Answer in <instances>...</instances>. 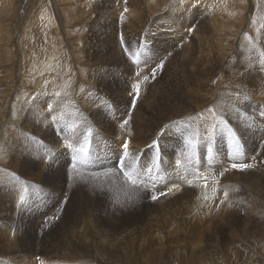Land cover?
<instances>
[{"label":"rangeland","instance_id":"1","mask_svg":"<svg viewBox=\"0 0 264 264\" xmlns=\"http://www.w3.org/2000/svg\"><path fill=\"white\" fill-rule=\"evenodd\" d=\"M29 1L31 2V7L29 10V14H28L27 25H26L23 37L21 38V41H20L19 38L21 37L22 34L19 31H14V29H16L14 26V22L17 18L18 21L21 23L22 17L26 13V7L28 6ZM76 1L77 0H0V71L7 69V68L17 69L19 67V63L15 60H22L20 56L24 54L26 56L25 58H27L25 60L26 67H25V73L23 76L24 79H26L25 76L27 75L30 76L31 74H33L34 76L33 75L30 76V80L37 81L39 79L45 78L48 75L49 79L45 80L46 81L45 83L47 85H48V82H59L60 87L67 92V93L61 92V94H59V96L57 97L61 99L60 102L63 101L65 105H71L70 99H72L74 95L76 85L78 84V87H79L80 85L84 84L85 79H80L79 76L77 77L76 75L78 62L79 64H81L82 62H85L84 64L86 65L92 62L94 63L96 62L97 64H102L101 62H103L102 64L103 66L99 65L98 68L101 67L103 69L108 70L111 73V78L113 74L121 82L125 80L131 83L130 89L128 91V96L130 98L131 106L134 105L135 108H139L140 103H143L144 100H148L149 99L148 97L153 96V104L151 105V107L156 112V114L161 118L167 117L173 114H180L186 111H192L196 109L197 107L205 106L210 102L212 98L213 90L211 89V87L208 85L206 81L202 80L199 77L200 75V64L199 63H196L194 69L192 70L190 69L188 65L187 67L185 66L188 73L180 74V73H177L176 71H172L174 68V64L177 61H179L180 63L182 62L183 64L185 59L191 54V48H192V42H193L194 35H196V32L200 28V24L205 23L201 19L194 16L191 11H188L185 17H179L175 12H171L169 10L170 6L176 7V5L177 6L183 5V4L186 5L189 0H184V1L179 0L180 2H176L177 0H159V3H158V0H155V1L152 0V3H151V0H145V1L140 0L141 3H145L142 5L140 4L139 0L138 1L135 0L136 2H133L132 5H134L137 12L149 6H150L149 7L150 9L154 11L157 10V11L154 12L155 14H152L150 16H145L143 18V20L145 21L142 22V26L140 25L142 28V31L140 33L132 34V35L130 34L131 29L129 33L130 35L125 33L129 30L127 28L130 26L131 20L133 19L132 18L133 15L129 14L131 11L130 7L132 6V5L130 6L128 2L129 0H127V2L126 1L124 2L126 5V8L125 7L121 9L117 8V9H112L111 12L109 11V16L111 17V19H114L115 25L117 27V30H116L117 35H115V40L117 39L116 41H117V45L119 44L118 48L120 52L124 53V54L122 53L124 59L126 58L127 60L129 59L130 63L128 64V66L131 69L132 73L126 72L125 67L124 68L117 67L115 65L112 66V65L105 63L107 58L115 57V55L113 56V54L116 53L113 47V44H114L112 41L113 39L107 38L105 39L106 42L102 41L104 40L101 37L102 35L100 34V31H103L102 28L96 27L94 25V22L92 20L93 18L91 19L87 18L88 16H92L95 13L94 8L85 7L86 9L88 8L87 10L83 8V11H85V14H83L82 12L78 13L76 9V5L75 4L73 5V2H76ZM88 1H92V0H88ZM192 1L197 2L198 4L201 3L200 5L207 6L211 10L214 9L212 10L213 13H216L220 16L224 15L223 19L219 18V20L221 19L220 20L221 22H224V26L221 28V30L216 31V33L208 31V30L203 31V34L205 35V38L207 39L208 44H209V46L206 45V48L214 49V55L212 56L213 63L215 64L214 67L219 68V66L217 65H219L224 58L227 57L228 59L230 57L229 55L232 54L230 58H233V59L236 58V60L238 61L236 67L240 66L243 72L252 73L255 76L258 75V79L262 80V87L259 88V87H256L257 86L256 81H252V79L249 80V78H251L250 76L244 78L245 81L246 80L248 81L247 83L248 88H251L252 85L253 86L255 85L254 87L251 88L252 90L254 89L253 92L263 91L262 93H264V49H263V46H264V41H263L264 40V0H253V1L252 0H244V1L243 0H227V2L226 0H221V1L220 0H203L204 4L200 0H192ZM254 1L256 2L255 6L257 8L256 9L257 11L255 15L254 13H252V17L250 19V16H249L251 14L250 12L253 11V10L250 11V9L251 8L254 9V6H253ZM135 3L136 4L139 3L141 6L139 4L138 6ZM155 3H157L156 4L157 7H155L156 5L155 6L153 5ZM218 7L223 8L224 9L223 11L225 13L215 10V9H218ZM155 8H158V9H155ZM126 9L129 10L128 11L129 13L127 12ZM238 9L241 10L240 12L242 13H240ZM19 10L21 11L19 12ZM236 12L238 13V15ZM125 13H126V16H128V18L124 15ZM130 15L131 17H129ZM148 19H150V21ZM216 19H217V16L214 17V20ZM249 19L251 21H249ZM32 20H34L35 22L34 21L32 22ZM122 20L124 21V24L120 26L121 23L119 24V22ZM252 20H255V21H252ZM36 22L37 24L34 25L35 26L34 28L36 30H33L34 29L32 28L33 25L32 26L30 25ZM90 22L92 24H90ZM116 22L118 25L116 24ZM246 22L247 23L249 22L248 28L250 29L240 30V28H242L241 26L247 24ZM175 26L177 28H175ZM119 27L120 28L122 27V28L120 29ZM192 27H194L195 31L194 29H192ZM118 28L120 30H118ZM234 28H235V31L233 30ZM175 29H179L177 30L178 32L177 31L175 32ZM13 31L15 32V34ZM122 32L125 34L126 38L125 36H120V34L124 35ZM222 33L225 35H223ZM226 33H229V34L226 35ZM12 37L14 38L16 42L20 41L19 47L17 45L11 44ZM219 37L222 39H220ZM145 40L147 41V43ZM255 40H258V41H255ZM78 42L82 44L78 45ZM103 42L104 44L102 46L101 43ZM190 43H191V46H190ZM249 43L250 44L255 43V44L254 46H251ZM258 44H259V48L257 50ZM36 45H40V47H38V50L34 48ZM249 45L251 47H249ZM241 46L245 49H243ZM64 49H67L68 51L69 50L77 51V49L84 50L85 54L86 55L88 54L87 55L88 58L87 60L85 59L84 61L78 59V61H76L74 65L71 64L70 61L69 63L65 62L64 67H62L59 63L61 68L60 70H58V67L56 66L54 68V66L56 65L58 61H60V58H58V55L62 54L64 52ZM176 49H179L177 50L179 53L182 50L184 51H182L179 54L176 51ZM91 50L93 53L91 52ZM223 50H226V51H223ZM156 51L157 52L159 51V52L157 53ZM51 52H53V55ZM176 52L178 53V55H176L177 54ZM75 53L78 55V52H75ZM76 54H74V58H76L77 60V57H75ZM165 54H167L168 57L167 55L165 57ZM102 56L104 57L102 58ZM29 57L34 58L35 65L33 66V68H31L32 71L30 69H27L28 65H26V62L27 60H29ZM181 57H183L184 60H182ZM47 58L53 59L54 63L50 64L49 66L46 65V62L48 61ZM240 58L242 59L240 60ZM64 61H66V59ZM164 62L168 64L165 65ZM84 64L83 66L85 67L86 65ZM37 65L39 67H37ZM130 65L132 66L130 67ZM80 66L82 67V65ZM45 73H47V75ZM215 77L217 79V76H214L211 78L215 80ZM13 79H17V78H13ZM130 80L133 82H131ZM13 81L15 82L16 80H13ZM50 87L52 88L48 87V93H50V95L52 94L55 95L57 93L54 91L55 87L51 85ZM136 87L139 88L138 89L139 91L136 89ZM142 88L144 92L140 91L142 90ZM215 89H217V84H215ZM235 91L239 92L241 97L242 96L244 97V98L243 97L241 98V106L238 107L239 109L236 108L235 110L236 117L241 118V122L254 123L253 128L251 130H248L246 134V142L247 143L251 142V144H253V149L251 152V150H249L246 147L247 149L244 150L243 162L241 161L242 159L240 155V148L238 147L239 140L237 141V144H236L235 134H232L230 132L228 135L219 139L218 135L217 136L216 134L213 135L212 132L208 131L206 132L207 140L205 141V144L202 145L199 143L200 140H202L200 139L202 138L201 135L196 136L197 133L196 134L193 133L196 131L194 130L192 132L193 128L195 129V127H192L191 123H189V124H186L185 126L187 128V131L191 133L188 132V135L186 137H183L184 131H182L181 130L182 128H180L181 131H178V134L176 133L174 135L175 141H178L176 142V144H177L178 150L180 149L179 152H172V150L169 148V146L166 143L167 142L166 135L164 136L165 129L159 130L158 133L153 138H151L148 143L143 145L140 149L137 148L139 152L134 153L132 155V158H133L132 164L130 166L124 165V162L126 158L128 157V151L125 150L124 143L123 145L121 144L122 146L119 145V143L121 139H123L122 141L125 140L128 142H134V139L136 136V133H135L136 132L135 131L136 130V122H135L136 113L134 112L130 113L128 111H124L125 110L124 108L121 110V108L118 107V103L114 101L109 95H106L102 91L97 92L96 97H93L92 101L95 102L97 99L98 100L97 102L101 104V106L104 108V112L106 113L107 119L112 121L111 125L113 126V124L115 123L114 126L115 128L117 127L116 129L118 130V136H116V133L114 132L112 133L109 131L108 133L107 131H104L100 127L98 128L97 126L95 128L93 123L89 122L87 117H85L84 115H76V114L68 113L67 111L63 110V108L55 107V103L50 102L47 105V109L50 112V116L54 123L53 126L51 127V133L55 135L56 138L55 137L54 138L57 139L58 143L63 144V146H59L58 148H55L57 147V143L52 141L53 145L48 144L46 142V139H44L45 138L44 136H41L42 137L41 139L38 137H35L34 134L26 135V137L32 141L33 145L35 144L34 146L40 150L41 154L46 155V159L43 161H40L39 165L41 167L45 166L49 170L51 175H55L57 179L59 178V180L61 181L59 183L60 187L61 186L64 187L66 184L67 190L64 192L63 199L60 198L59 202L58 200H55V201L54 200H37L39 193H40V191L36 190L39 186L37 182L36 183L28 182L30 183V185L27 188L26 181L24 177H22L23 174L21 172H19L18 170L12 167H6L0 164L1 165L0 172H5L7 176L9 177V180L11 182L10 184L14 186L13 192L15 196L13 200L12 195H10L9 193L6 195L7 193L6 191L8 190L9 186L7 184L5 185L2 184L1 186V182H0V186L1 187L4 186L3 193L2 192L0 193V204L4 205V203H7L10 206V208L12 207L11 211L14 210L13 215H12L14 226H8L9 218L2 216L0 217L1 219L0 220L1 221L0 231L2 230L1 232H4L5 235L9 236V239L12 242L17 243L18 246L19 245H23V246L31 245V242H30L31 240H34L35 242L34 252H32L29 255L30 257L27 256V257L21 258V255L20 256L18 255L19 258H17L16 256L11 257L13 255L12 253L8 252L5 248L4 249L0 248V264H12V263L13 264H25L24 262L26 263L29 262L28 264H37L39 260L48 258V257H53L55 255V252L62 250L63 247L61 244L65 240H68L70 242L73 241L72 243H74V240H76V244L80 243V244L87 245V247L90 250L92 249L101 250L100 244L102 242H106L108 245H110V243L112 242H115L116 243L115 247L117 244H120L124 248H126V246H129V247L135 246L134 250H136L135 252L138 255L135 253L134 261L137 262V264H139V262L140 264H145V262L146 263L151 262L153 264H197L196 259L194 258V256H192L195 252L190 251V249L197 248V247L202 248V246L205 243H207L209 244L207 252H210L213 250V248L220 247V243L222 244L221 239L231 237L233 233H235V231L237 230L239 231L238 234H241L242 236L245 235L246 237V235H249V237L247 236L248 238H250L248 239L250 240L249 242H254L252 237H255L258 232L264 231V224H263L264 223V204H263L264 186H262V183L264 182L263 181L264 170H262L264 168V163H263L264 162L263 160L264 159V150H263L264 148H262L264 147V134H263L264 133V98H260V99L251 98L252 99L251 100L250 94L248 93L245 94L244 92L237 91V90ZM142 93H145V94L142 95ZM47 94L46 95L43 94L42 95L43 98H47L50 96ZM68 94L70 97L68 96ZM227 103H228L227 100H225L222 102L220 101V104L218 105L213 104V103H210V104H211V108L217 113V117L219 118V121L222 122L221 124L224 125L225 123L229 127H231L233 123L228 117V114L226 113L224 109ZM241 110H244V111H241ZM251 110H252V113H251ZM121 112L124 115H122ZM202 115L203 114H201V116ZM5 122L7 123V121H3L4 124L0 126L2 127L3 130L8 128L5 125L6 124ZM66 122H68V124H65L64 126H59L60 124L66 123ZM73 122H75L74 123L75 125L73 124ZM121 126L123 128V131L121 130ZM246 128H249L248 124H246ZM131 129H132L131 135H126L128 130H131ZM103 132L107 133L108 136L104 135ZM3 134H4V131L1 132L0 138H3ZM20 134L24 135L25 132L20 130ZM192 134L196 136V139H194L195 137H193ZM95 136L99 137L97 138L98 144L94 143ZM162 136L164 137L162 138ZM167 136L169 135L167 134ZM258 138H261V139H258ZM88 139H90V141L92 140L95 147L97 148V150H94L90 146L87 147L86 152L87 154H89V159H91L92 157L97 158L94 161L89 162V163L86 160V154H85V149H84L85 143ZM102 140L103 141L106 140V141L102 142ZM129 140H132V141H129ZM188 141L190 143H188ZM66 143L68 145H66ZM90 145L92 146L91 143ZM113 145H117V147H115L116 149L112 147ZM131 145L132 143L128 146H131ZM223 145H229L232 147H236V153L234 154V156L226 155L224 157L225 159H223L220 153L222 152L220 150V147ZM0 146H1V143H0ZM118 149L119 151H116ZM246 153L249 155H247ZM58 154L61 157L63 156L64 158L62 157L57 160H52ZM148 154L150 155L151 160L153 159L156 160L155 163H151L149 161ZM227 156L229 158H227ZM174 157L178 158L179 160L183 161L186 164V171L189 173L190 179L192 182L197 181L201 177H207V179L209 178L208 181H206L203 184H200L199 186L207 187L208 192L211 191L209 193L217 192L216 195L213 194L214 199L210 200L209 202L200 201L203 199L198 193H188L187 192L189 191L187 189L188 185H183L181 182H177V183L182 184L180 186V190H179L180 192H178L179 198L173 199L172 196L175 193L169 194V200H173L171 203L165 204L166 206L164 205V207L152 205L151 210L147 212H143V209L141 208L140 203H139L140 200H149L147 203H150V201L151 202L155 201L152 197L156 194V192L158 191L161 185V181L163 178L162 175L169 176L173 174L172 172H170L169 169L171 170L173 169L174 163L170 160H167V158L171 159ZM143 158L144 160L148 162L142 161ZM64 159L66 160L65 163H64ZM257 159L259 160L258 162L256 161ZM160 164H162V166L164 167H168L169 169L164 170L161 174L158 169V166ZM233 164L250 165V168L249 169L248 167L244 169L233 168L232 167ZM253 165L255 167L257 166L258 169L257 167L255 168ZM67 166L68 167L70 166V167L68 168ZM95 167H98V168H95ZM81 169L82 170L85 169L88 172L83 173ZM252 169L254 170V172ZM67 170L69 171V173H72V174L70 175L67 172ZM79 173H83L84 175L82 177L83 179L78 181V176H80ZM238 174L240 175L238 176ZM255 174H257V176ZM245 175H247L248 178L252 175L253 178H251L252 177L251 176L248 179L247 176ZM259 175H261L263 179H261V177L259 178ZM65 176L67 178H65ZM8 177H5V176L2 177V181L4 180L8 181ZM244 177H245V180H243ZM236 178L238 180H236ZM210 179H214V180H210ZM183 182L187 183L185 180ZM237 182H240V183H237ZM146 183L148 184V186L145 185ZM91 191L93 192V194ZM242 191H245L246 194L242 195L241 194ZM83 192L89 198L95 199V201L96 200L97 201L106 200L105 206H106L107 211L106 213H103V215L104 217L107 218L108 223L100 224V223L95 222L96 219L93 218L92 212H90L86 208V200H83L81 203L78 200V194L83 193ZM184 193L186 194L183 195ZM224 193H227V195H225ZM72 194H73V198L70 200L69 198L71 197ZM46 195H47V192L41 193L39 199L45 198ZM241 196L244 199L242 200V202L241 200H237ZM161 197H162L161 194L157 195V198H161ZM232 200L236 201L237 203L233 205ZM9 201L11 202L9 203ZM36 201L39 202L38 206H39V209H41L40 210L41 215L39 214L38 215L39 217L37 216L35 220L29 221L27 215L28 213H31L30 207ZM200 202L203 203L201 207L198 206V203ZM229 202H232V205L234 206L233 208L229 207ZM240 204L242 207L241 209H240ZM79 208H81L84 211L83 214L79 213ZM50 210L51 211L53 210V211L50 212ZM199 210H200V213H199ZM16 211H17V214H15ZM95 211L99 213L98 209H96ZM223 213H226V214H223ZM85 216H87L88 222L83 223ZM241 216L247 217V218L257 217L258 219L260 218L259 220H262L263 222L261 223V225L258 224L259 226L251 223V226H249V228L248 227L247 228L246 227L237 228L236 223L237 221L242 220ZM19 217L21 218L24 217L23 218L24 222H22V219H20ZM101 217L102 215H99V218ZM4 219H8V220H4ZM235 219H236V222H235ZM60 222L64 223L65 224L64 227L65 226L66 227L63 230V232L57 233L58 229L60 228ZM138 223H141V225L135 226ZM120 227L126 230H131V229L136 228L135 231H138V232L140 231L138 243L129 242L128 237L122 238V239L112 238V236L114 235L112 232L119 233ZM38 228L42 230L39 231ZM250 228L251 229L253 228V231ZM96 229L99 230L98 234L95 233ZM243 230L245 231L247 230L246 232L247 233L250 232L251 234L250 233L247 234ZM70 237H73V238L69 239ZM107 237H109L110 239ZM145 237H146V240H145ZM28 238H30V240H26ZM218 242H219V245H218ZM44 244H48L49 246H51L52 250L42 249L41 245H44ZM18 253H21V252L19 251ZM94 256L95 255L93 251L92 257ZM154 258L156 259L157 263L154 260ZM32 260L35 262H33ZM71 262L65 261L60 264H71Z\"/></svg>","mask_w":264,"mask_h":264},{"label":"bare ground","instance_id":"2","mask_svg":"<svg viewBox=\"0 0 264 264\" xmlns=\"http://www.w3.org/2000/svg\"><path fill=\"white\" fill-rule=\"evenodd\" d=\"M127 2V0H95V1H88V0H77L76 2H73V5H76V9L78 11V13H83L85 14V11H83V8L85 7H89V8H94L95 13L92 16H88L87 18H93V22L94 25L96 27L102 28L103 31H100V34L102 35L101 37L104 39L102 41H105V39L107 38H112L113 40V47L115 50V54H113V56L115 55L114 58H107V60L105 61L106 64L109 65H115L117 67H125V71L128 73H132L131 69L129 68L128 64L129 59L127 60L124 59L122 53L120 52L118 45H117V39L115 40V35L116 34V30L117 27L115 25V21L114 19H111V17L109 16V11L111 12L112 9H121V8H126V5L124 2ZM138 1V0H136ZM135 0H129V4L130 6L132 5L133 2H136ZM145 1V0H144ZM155 1V0H154ZM182 1V0H181ZM184 1V0H183ZM203 2V0H200ZM221 1V0H220ZM244 1V0H243ZM253 1V0H252ZM72 2V1H71ZM121 2V3H120ZM140 2V0H139ZM176 2H180L179 0H177ZM227 2V0H226ZM28 6L26 7V13L25 15L22 17V21L21 23L18 21V19L16 18L15 22H14V26L16 29H14V31H19L22 35L19 38L21 41V38L23 37V34L25 32V28L27 25V20H28V14H29V10L31 7V2H28ZM152 3V0H151ZM150 3V4H151ZM159 3V0H158ZM243 3V2H242ZM247 3V2H246ZM255 1H254V9H250L253 10L252 12H250L251 14L250 19L252 17V13H254V15L256 14V6H255ZM14 4V3H13ZM136 4V3H135ZM139 4V3H138ZM136 4V5H138ZM140 4H145V3H141ZM139 4V5H140ZM149 4V5H150ZM157 3L153 4L154 6ZM174 4V3H173ZM183 4V3H182ZM186 4V3H185ZM201 4V3H200ZM197 2H193L192 0L188 1V3L186 5H176V7L170 6L169 10L171 12H175L179 17H185V15L188 13V11H191L193 13L194 16H196L197 18L201 19L203 22L205 23H201L200 24V28L198 29V31L196 32V35H194L193 38V42H192V48H191V54L185 59V61L180 63L179 61H177L174 64V68L172 71H176L177 73H188L185 66L187 67V65L190 67V69H194L196 63L200 64V75L199 77L206 81L208 83V85L211 87V89L213 90V94H212V98L210 100V102L205 105V106H200L197 107L196 109L192 110V111H186V112H182L180 114H173V115H169L167 117H159L156 112L152 109L151 105L153 104V96L148 97V100H144L143 103H140L139 108H135L134 105L131 106L130 105V98L128 96V91L130 89V82H127L125 80H123V82H121L119 79H117L113 74H112V78H111V73L103 68H98L99 65H102L103 62H101L102 64H97L96 62H92L90 64H84L85 62H82L81 64H79L78 62V66H77V72L76 75L77 77L79 76L80 79H85L84 80V84L80 85L78 87V84L76 85V89L74 92V95L72 97V99H70L69 94H68V98L71 100V105H65L64 102H60L61 99L57 98L59 96V94H61V92H66L65 90H63L60 87L59 82H48V85L45 83V80L49 79V76L47 75V73H45L47 76L43 79H39L37 81L34 80H30V76H32L33 74H31L30 76L27 75L25 76L26 79H24V73H25V60L27 58H25L26 56L24 54H22L20 57L22 58V60H15L19 63V67L17 69H4L2 71H0V126L3 123V121H7V123L5 124L8 128H6L5 130L2 129V127H0V135L1 132L4 131L3 134V138H0V164L4 165L6 167H12L16 170H18L19 172H21L23 174L22 177H24L26 184H27V188L29 187L30 183L34 182L37 184H39L38 188L36 190L40 191L38 199L37 200H58L64 197V192L67 190V186L65 184V186H59V183L61 182L59 180V178L57 179V177L55 175H51L49 170L44 166L41 167L39 165L40 161H43L46 159V155L45 154H41L40 150L37 149L31 140H29L26 135H30V134H34L35 137L38 138H42L41 136H44L43 138L46 139V142L48 144H52V141L57 143V147L59 146H63V144L58 143L57 139H55V135L53 133H51V127L53 126V121L52 118L50 116V112L47 109V105L51 102V103H55V107L57 108H63V110L67 111L68 113L71 114H76V115H84L85 117H87L88 121L93 123V125L96 126L101 129H103L104 131H107L109 133L110 132H114L116 133V136H118V130L115 128L114 124L113 126L111 125L112 121L107 119L106 113L104 112V108L101 106V104H99L96 99V103L94 101H92L93 97H96V94L98 91H102L103 93H105L106 95H109L114 101H116L118 103V107L121 108V110L124 108V111H128L130 113L134 112L136 113V136L134 139V142H128V141H122L123 139H121L119 145H123L127 144L130 145L132 143L131 146L127 147V151H128V157L126 158L124 165H128L130 166L132 164L133 158L132 155L134 153L139 152L138 149H140L143 145H145L146 143L149 142V140L151 138H153L159 130H164L165 129V134L166 135V143L169 146V148L172 150V152H179L178 148H177V144L175 141V137L174 135L177 133L178 131H184L183 133V137H186L188 135L187 128H186V124L191 123L192 127H195V129L193 128L192 132L195 130L196 132H193L194 134L197 133L196 136H200L202 138V140H200V144H205V141L207 140V133L208 131L212 132L213 135L216 134V136L218 135V138H223L224 136L228 135L230 132L232 134L236 135V144L237 141L238 142V147L240 148V155H241V161L243 162L244 160V150L245 149H249L252 152L253 149V144H251V142L247 143L246 142V134L248 132V130H251L253 128L254 123H245V122H241V118H237L236 117V113L235 110L236 108L239 109L238 107L241 106V95L239 94V92L237 91H241L244 92L245 94L248 93L250 94V99H260V98H264V93H262L263 91H255L253 92V90L251 89L252 87H254L252 85L251 88H248L247 83L244 80V78L246 77H251L249 78L252 79V81H256V87L261 88L262 87V80L258 79V75H253L252 73H248V72H243V70H241L240 66L236 67L238 61L233 58H230L232 54H230L229 58L227 59L224 58L222 60V62L217 65L219 66V68H215L214 67V63H213V59L212 56L214 55V49L212 48H206V45L209 46L207 39L205 38V35L203 34L204 30H208L211 32H215L221 30V28L224 26V22H221L219 20V18L224 17L220 16L216 13H213L212 10L214 9H209L207 6L204 5H200ZM204 4V2H203ZM227 4V3H225ZM233 4V2H232ZM135 5V6H136ZM138 5V6H139ZM140 5V6H141ZM147 5V6H149ZM159 5V4H158ZM164 5V3H163ZM211 5V4H210ZM257 5V4H256ZM260 5V4H259ZM18 6V5H17ZM162 6V5H161ZM169 6V5H168ZM222 6V5H221ZM232 6V5H231ZM258 6V5H257ZM21 7V6H19ZM150 7V6H149ZM149 7H145V9H141L138 12L136 11L134 5H132L130 7L131 11L130 13L128 12L129 10H127V12L131 15H133V19L131 20L130 26L127 28L129 29L127 32H125L126 34L130 33V29H131V35L132 34H137L140 33L142 31V22L145 21L143 20V18L145 16H150L152 14H155L154 12L157 10H152ZM157 7V5L155 6ZM242 7V6H241ZM160 8V7H159ZM162 8V7H161ZM23 9V8H22ZM86 9V8H85ZM88 9V8H87ZM86 9V10H87ZM158 9V8H155ZM167 9V8H166ZM138 10V9H137ZM160 10V9H159ZM218 10L220 12H224L223 8L218 7ZM226 10V8H225ZM239 10V9H238ZM21 10H19L20 12ZM169 11V12H170ZM229 11V10H228ZM235 11V10H234ZM241 10H239L240 12ZM25 12V11H24ZM38 12V11H37ZM36 12V13H37ZM122 12V11H121ZM159 12V11H158ZM227 12V11H226ZM230 12V11H229ZM127 13V14H128ZM225 13V12H224ZM237 13V12H236ZM242 13V12H240ZM261 13V12H260ZM23 14V13H22ZM123 14V13H122ZM159 14V13H158ZM169 14V13H168ZM172 14V13H171ZM230 14V13H229ZM36 15V14H35ZM126 16V13L124 14ZM131 15L129 17H131ZM175 15V14H174ZM238 15V13H237ZM240 15V14H239ZM243 15V14H242ZM19 16V15H18ZM217 16V19L214 20V17ZM257 16V15H256ZM39 17V15H38ZM36 17V18H38ZM116 17V16H115ZM128 18V16H126ZM125 17V18H126ZM193 17V16H192ZM33 18V17H32ZM114 18V17H113ZM123 18V17H122ZM150 18V17H149ZM164 18V17H163ZM196 18V19H197ZM151 19V18H150ZM150 19H148L150 21ZM214 21H213V20ZM230 19V18H229ZM248 19V18H247ZM249 19V21H251ZM257 19V18H256ZM84 20V19H83ZM126 20V19H125ZM162 20V19H161ZM194 20V19H193ZM198 20V19H197ZM259 20V19H258ZM263 20V19H262ZM34 20H32L33 22ZM38 21V19H37ZM129 21V20H128ZM147 21V20H146ZM148 21V22H149ZM183 21V20H182ZM255 21V20H252ZM35 22V21H34ZM92 22V21H91ZM90 22V24H92ZM126 22V21H125ZM200 22V21H198ZM87 23V22H86ZM121 23L120 26H122L124 24V21H120L119 24ZM169 23V22H168ZM173 23V22H172ZM247 23V22H246ZM36 23H32L30 26L33 25L32 28H34ZM89 24V23H88ZM117 24V22H116ZM165 24V23H164ZM199 24V23H198ZM257 24V23H256ZM98 25V26H97ZM118 25V24H117ZM141 25V26H140ZM249 22L243 26H241L242 28H240V30H244V29H250L248 28ZM20 26V27H19ZM139 26V27H138ZM166 26V25H165ZM178 26V25H177ZM240 26V24H239ZM145 27V26H144ZM172 27V26H171ZM179 27V26H178ZM187 27V26H186ZM195 27V26H194ZM194 27H192V29H194ZM251 27V26H250ZM20 28V29H18ZM104 28V29H103ZM120 28V27H119ZM118 28V30H120ZM154 28V27H153ZM156 28V27H155ZM163 28V27H162ZM175 28H177L175 26ZM191 28V27H190ZM231 28V27H230ZM124 29V28H123ZM33 30H36L35 28ZM98 30V29H97ZM160 30V29H159ZM163 30V29H162ZM169 30V29H168ZM174 30V29H173ZM179 30V29H175V32ZM185 30V29H184ZM188 30V29H187ZM197 30V29H196ZM235 31V28L233 29ZM239 30V29H238ZM13 31V32H14ZM125 31V30H124ZM123 31V32H124ZM157 31V30H156ZM195 31V29H194ZM233 31V32H234ZM122 32V33H123ZM150 32V31H148ZM165 32V31H164ZM169 32V31H168ZM178 32V31H177ZM232 32V31H230ZM240 32V31H239ZM120 33V32H119ZM152 33V32H151ZM161 33V31H160ZM205 33V32H204ZM15 34V32H14ZM91 34V33H90ZM124 34V33H123ZM129 34V35H130ZM173 34V33H172ZM178 34V33H177ZM221 34V32H220ZM223 34V33H222ZM229 33H226V35ZM233 34V33H232ZM19 35V34H18ZM149 35V34H148ZM162 35V34H161ZM179 35V34H178ZM176 35V36H178ZM185 35V34H184ZM183 35V37H184ZM219 35V33H218ZM217 35V36H218ZM225 35V34H223ZM251 35V34H250ZM119 36V34H118ZM120 36H125L121 35ZM128 36V35H127ZM152 36V35H150ZM158 36V35H157ZM175 36V35H174ZM172 36V37H174ZM243 36V35H242ZM16 37V36H15ZM89 37V36H88ZM132 37V36H130ZM238 37V36H237ZM126 38V36H125ZM129 38V37H128ZM127 38V39H128ZM156 38V37H155ZM158 38V37H157ZM164 38V37H162ZM177 38V37H176ZM210 38V37H209ZM220 38V37H219ZM218 38V39H219ZM255 38V37H254ZM17 39V38H16ZM122 39V38H121ZM211 39V38H210ZM216 39V38H215ZM222 39V38H220ZM240 39V38H239ZM250 39V38H249ZM256 39V38H255ZM163 40V39H162ZM169 40V39H168ZM212 40V39H211ZM248 40V39H247ZM251 40V39H250ZM261 40V39H260ZM263 40V39H262ZM20 41L16 42L14 40V38L12 37L11 40V44L13 45H17L18 47L20 46ZM119 41V40H118ZM146 41V40H145ZM150 41V40H149ZM184 41V40H183ZM258 41V40H255ZM264 41V40H263ZM262 41V42H263ZM101 42V41H100ZM106 42V41H105ZM129 42V41H128ZM151 42V41H150ZM154 42V41H153ZM163 42V41H162ZM218 42V40H217ZM245 42V41H244ZM247 42V41H246ZM251 42V41H249ZM97 43V42H96ZM147 43V41H146ZM169 43V42H168ZM186 43V42H185ZM223 43V42H222ZM82 44V43H81ZM78 42V45H81ZM104 42L101 43V45L103 46ZM144 44V43H143ZM157 44V43H156ZM188 44V43H187ZM185 44V45H187ZM211 44V43H210ZM225 44V43H224ZM240 44V43H239ZM250 44V43H249ZM251 43V46H254V44ZM100 45V46H101ZM148 45V44H147ZM235 45V44H234ZM242 45V44H241ZM249 45V47H251ZM257 45V44H256ZM263 45V44H262ZM105 46V45H104ZM121 46V45H120ZM129 46V45H128ZM157 46V45H156ZM167 46V45H166ZM171 46V45H170ZM184 46V45H183ZM191 46V43H190ZM218 46V44H217ZM222 46V45H221ZM219 46V47H221ZM236 46V45H235ZM248 46V45H247ZM38 47H40V45H36L34 48L36 50H38ZM95 47V46H94ZM108 47V45H107ZM122 47V46H121ZM154 47V46H153ZM165 47V46H164ZM181 47V46H180ZM179 47V48H180ZM212 47V46H211ZM242 47V46H241ZM244 47V45H243ZM242 47V48H243ZM30 48V47H29ZM83 48V47H82ZM87 48V47H86ZM100 48V47H99ZM123 48V47H122ZM182 48V47H181ZM184 48V47H183ZM248 48V47H247ZM254 48V47H253ZM259 48V44L257 47V50ZM79 49V48H78ZM74 51V50H67L64 49V52L60 55H58V58H60V61H58L56 63V65L54 66V68L57 66L58 70H60V65L62 67L65 66V62L70 61L71 64L74 65V63L76 61L82 60L84 61L85 59L87 60V55L85 54L84 50H78ZM98 49V48H97ZM156 49V48H155ZM245 49V48H243ZM251 49V48H249ZM264 49V46H263ZM100 50V49H99ZM179 49H176V51ZM218 50V49H217ZM260 50V49H259ZM63 51V50H62ZM90 51V50H88ZM98 51V50H97ZM173 51V50H172ZM171 51V52H172ZM181 51V50H180ZM184 51V50H182ZM181 51V52H182ZM226 51V50H223ZM238 51V50H237ZM240 51V50H239ZM251 51V50H250ZM255 51V50H254ZM78 52V55L75 53ZM92 52V50H91ZM90 52V53H91ZM157 52V51H156ZM159 52V51H158ZM157 52V53H158ZM170 52V51H169ZM178 52V51H177ZM176 52V53H177ZM180 52V53H181ZM37 53V52H36ZM53 55V52H51ZM93 53V52H92ZM114 53V52H113ZM146 53V52H145ZM144 53V54H145ZM152 53V52H151ZM174 53V52H173ZM179 53V52H178ZM178 53L176 55H178ZM179 53V54H180ZM221 53V52H220ZM253 53V52H251ZM260 53V52H259ZM74 54L76 58H74ZM109 54V53H108ZM124 54V53H123ZM235 54V53H234ZM257 54V53H256ZM155 55V54H154ZM167 54H165L166 57ZM183 55V54H182ZM181 55V56H182ZM187 55V54H186ZM218 55V54H217ZM220 55V54H219ZM254 55V54H253ZM98 56V55H97ZM100 56V54H99ZM112 56V55H110ZM125 56V55H124ZM222 56V55H221ZM247 56V55H246ZM259 56V55H258ZM104 56H102L103 58ZM144 57V56H143ZM155 57V56H154ZM157 57V56H156ZM168 57V55H167ZM50 58V57H49ZM48 59V61L46 62V65H50L53 64L54 61L53 59ZM145 58V57H144ZM182 60H184L183 57H181ZM251 58V57H250ZM258 58V57H257ZM57 59V58H56ZM66 59V61H64ZM94 59V58H93ZM99 59V58H98ZM141 59V58H140ZM149 59V57H148ZM168 59V58H167ZM166 59V60H167ZM242 58H240L241 60ZM95 60V59H94ZM100 60V59H99ZM113 60V61H112ZM142 60V59H141ZM145 60V59H144ZM151 60V58H150ZM181 60V59H180ZM36 61V60H35ZM38 61V60H37ZM44 61V60H43ZM90 61V60H89ZM97 61V59H96ZM149 61V60H148ZM160 61V60H159ZM158 61V62H159ZM172 61V60H171ZM91 62V61H90ZM143 62V61H142ZM147 62V61H146ZM156 62V61H155ZM167 62V61H166ZM216 62V61H215ZM60 63V65H59ZM99 63V62H98ZM165 63V62H164ZM170 63V61H169ZM217 63V62H216ZM40 64V63H39ZM67 64V63H66ZM86 65L85 67L83 66ZM168 63H165V65ZM241 64V63H240ZM26 65H28L27 69L33 68V66L35 65L34 63V58L33 57H29V60H27ZM82 65V67L80 66ZM145 65V64H144ZM147 65V64H146ZM158 65V64H157ZM160 65V64H159ZM172 65V64H170ZM103 66V65H102ZM132 65H130L131 67ZM153 66V65H152ZM155 66V64H154ZM153 66V67H154ZM261 66V65H260ZM37 67H39L37 65ZM116 67V68H117ZM150 67V66H149ZM152 67V68H153ZM165 67V66H164ZM43 68V67H42ZM70 68V67H69ZM170 68V67H169ZM243 68V67H242ZM251 68V67H250ZM261 68V67H260ZM36 69V68H35ZM51 69V68H50ZM114 69V68H113ZM158 69V68H157ZM160 69V68H159ZM256 69V68H255ZM29 70V71H30ZM147 70V69H146ZM154 70V69H153ZM262 70V69H261ZM32 71V70H31ZM30 71V72H31ZM34 71V70H33ZM46 71V70H44ZM198 71V70H197ZM246 71V70H245ZM263 71V70H262ZM28 72V71H27ZM38 72V71H37ZM196 72V71H195ZM41 73V72H39ZM158 73V72H157ZM197 73V72H196ZM18 74V75H17ZM37 74V73H36ZM49 74V73H48ZM39 75V74H38ZM140 75V74H139ZM34 76V75H33ZM37 76V75H35ZM44 76V75H43ZM41 76V77H43ZM131 76V75H130ZM133 76V75H132ZM217 76V79L215 77V80H213L211 77ZM122 77V76H121ZM127 77V76H126ZM134 77V76H133ZM139 77V76H138ZM13 78H17V79H13ZM32 78V77H31ZM40 78V77H39ZM130 78V77H128ZM154 78V77H153ZM13 80H16L15 82ZM133 80V79H132ZM139 80V79H138ZM141 80V79H140ZM131 81V80H130ZM144 81V80H143ZM147 81V80H145ZM151 81V80H150ZM149 81V82H150ZM133 82V81H131ZM55 87V92H57L55 95H50V93H48V87H50V85ZM133 84V83H132ZM139 84V83H138ZM215 84H217V89H215ZM137 85V84H136ZM147 85V83H146ZM249 85V84H248ZM146 88V86H145ZM136 89L138 90L139 88L136 87ZM135 89V90H136ZM141 89V88H140ZM52 91V90H51ZM132 91V90H131ZM139 91V90H138ZM141 92L143 91L140 90ZM12 92V93H11ZM101 92V93H102ZM48 93V94H47ZM67 93V92H66ZM243 93V94H244ZM12 94V95H11ZM50 95L47 98H43L42 95ZM130 94V93H129ZM145 93H142V95H144ZM72 95V93H71ZM99 95V94H98ZM131 95V94H130ZM137 95V94H136ZM141 95V94H140ZM141 95V96H142ZM62 96V95H61ZM105 96V95H104ZM63 97V96H62ZM67 97V96H66ZM145 97V96H144ZM143 97V98H144ZM147 97V96H146ZM61 98V97H60ZM141 98V97H140ZM244 98V97H243ZM248 98V97H247ZM65 99V98H64ZM134 99V98H133ZM146 99V98H145ZM251 99V100H252ZM68 100V99H67ZM227 100V104L226 107L224 108L226 113L228 114V117L230 118V120L232 121L233 125L231 127H229L227 124L224 123V125H222L219 121V118L217 117V113L211 108V104H220V101H225ZM66 101V100H65ZM67 102V101H66ZM244 102V101H243ZM242 102V104H243ZM98 103V104H97ZM247 103V102H246ZM263 103V102H262ZM132 104V103H131ZM223 104V103H222ZM240 104V105H239ZM224 105V104H223ZM258 105V104H256ZM117 106V105H116ZM220 106V105H219ZM244 106V105H243ZM250 106V105H249ZM245 107V106H244ZM248 107V106H247ZM217 108V107H216ZM235 108V109H234ZM254 108V107H253ZM252 108V109H253ZM241 109V108H240ZM247 109V108H246ZM251 109V108H250ZM9 110V111H8ZM245 110V109H244ZM241 110V111H244ZM219 111V110H218ZM223 111V112H225ZM254 111V110H253ZM220 112V111H219ZM252 113V110H251ZM256 113V112H255ZM122 114V112H121ZM201 114H203L201 116ZM124 115V114H122ZM127 115V113H126ZM131 115V114H130ZM223 115V114H222ZM126 117V116H125ZM127 118V117H126ZM132 118V116H131ZM84 119V118H83ZM94 122H93V121ZM129 120V119H128ZM110 123H109V122ZM76 122V121H75ZM73 122V124L75 123ZM80 122V121H79ZM78 122V123H79ZM114 122V121H113ZM122 122V121H121ZM131 122V121H130ZM83 123V122H82ZM81 123V124H82ZM88 123V122H87ZM139 123V124H138ZM65 124H68V122L66 123H62L59 126H64ZM72 124V125H73ZM86 124V123H85ZM246 124L249 125V128H246ZM75 125V124H74ZM73 125V126H74ZM91 126V125H90ZM117 126V125H116ZM134 126V125H133ZM67 127V126H66ZM79 127V126H78ZM82 127V126H81ZM190 127V126H188ZM258 127V126H256ZM62 128V127H61ZM180 128H182L180 130ZM93 129V128H92ZM135 129V128H134ZM20 130L24 131L25 134L22 135L20 134ZM53 130V129H52ZM96 130V129H95ZM94 130V131H95ZM121 130L123 131V128L121 126ZM57 131V130H56ZM82 131V130H81ZM97 131V130H96ZM120 131V130H119ZM205 131V132H204ZM66 132V131H65ZM72 132V131H71ZM99 132V131H98ZM101 132V131H100ZM132 129L128 130V132L126 133V135H131ZM163 132V131H162ZM83 133V132H81ZM104 135H107V133L103 132ZM191 133V132H189ZM71 134V133H69ZM89 134V133H88ZM102 134V133H101ZM134 134V133H133ZM167 134L169 136H167ZM182 134V133H181ZM254 134V133H252ZM264 134V133H263ZM193 135V134H192ZM61 136V135H60ZM64 136V135H63ZM68 136V135H67ZM80 136V135H79ZM113 136V135H112ZM115 136V135H114ZM162 136V138L164 137ZM171 136V137H170ZM196 136L193 135V137H195L194 139H196ZM55 137V138H54ZM76 137V136H75ZM85 137V135H84ZM37 138V139H38ZM65 138V137H64ZM71 138V137H70ZM74 138V137H73ZM72 138V140H73ZM79 138V137H78ZM97 136H95V141L94 143H97ZM118 138V137H117ZM131 138V137H130ZM198 138V137H197ZM39 139V140H40ZM69 139V138H68ZM85 139V138H84ZM184 139V138H183ZM261 139V138H258ZM67 140V139H66ZM165 140V139H164ZM34 141V140H33ZM78 141V140H77ZM106 141V140H104ZM102 140V142H104ZM111 141V140H110ZM132 141V140H129ZM180 141V140H179ZM212 141V140H211ZM220 141V140H219ZM261 141V140H260ZM45 142V143H46ZM68 142V141H66ZM71 142V141H69ZM75 142V141H74ZM114 142V141H113ZM112 142V143H113ZM119 142V141H118ZM165 142V141H164ZM163 142V143H164ZM215 142V141H214ZM263 142V141H262ZM41 143V142H40ZM64 143V142H63ZM77 143V142H76ZM90 143L92 144V146L90 145ZM93 141L90 139H88L85 143V154H86V160L89 162L94 161L95 157H92L91 159H89V154H87V147L90 146L92 147L94 150H97V148L95 147ZM116 143V142H115ZM134 143V144H133ZM180 143V142H179ZM188 143H190L188 141ZM65 144V143H64ZM98 144V143H97ZM217 144V143H216ZM53 145V144H52ZM66 145H68L66 143ZM72 145V144H71ZM70 145V146H71ZM75 145V144H74ZM121 145V146H122ZM220 145V144H219ZM218 145V146H219ZM258 145V144H257ZM260 145V143H259ZM37 146V145H36ZM120 146V148H121ZM180 146V145H179ZM186 146V145H185ZM65 147V146H64ZM112 147H117V145H113ZM167 147V146H166ZM247 147V148H246ZM40 148V147H39ZM81 148V147H80ZM119 148V149H120ZM130 148V149H129ZM138 148V149H137ZM190 148V147H189ZM264 148V147H262ZM116 149V148H115ZM116 150V151H119ZM186 149V147H185ZM206 149V148H205ZM65 150V149H64ZM63 150V152H64ZM170 150V151H171ZM189 150V149H188ZM220 150L222 152L221 156L223 157V159H225L224 157L226 155H232L234 156V154L236 153V147H232L229 145H223L220 147ZM261 150V149H260ZM264 150V149H263ZM111 151V150H110ZM115 151V150H114ZM115 151V152H116ZM255 151V150H254ZM169 152V151H167ZM250 152V151H249ZM58 153V151H57ZM149 153V152H148ZM113 154V153H112ZM171 154V153H170ZM247 154V153H246ZM111 155V154H110ZM149 155V154H148ZM172 155V154H171ZM249 155V154H247ZM251 155V154H250ZM259 155V154H258ZM117 156V155H116ZM257 156V155H256ZM63 157V156H62ZM59 154L56 155L52 160H57L59 158H62ZM173 157V156H172ZM254 157V156H253ZM260 157V156H259ZM64 158V157H63ZM227 158H229L227 156ZM85 159V158H84ZM149 161L151 163H155L156 160H151V157L149 155ZM166 159V158H165ZM99 160V159H98ZM102 160V159H101ZM172 161L173 164V169H169L168 167H164L162 166V164H160L158 166V169L160 171V173L162 174V172L164 170H170V172H172L173 174L166 176V175H162V181H161V185L158 189V191L156 192V194L154 195L155 197H157V195L161 194L162 197L161 198H156L154 199L155 201L150 203H147L149 200H140V206L143 209V212H147L149 210H151V206H159V207H164L165 204L171 203L173 200H169V194L175 193L172 198H179L178 192H180V186L183 185H188L187 189L189 191H187L188 193H198L203 200L200 201H205V202H209L210 200L214 199V195H216L217 192H213V193H209L211 191L208 192L207 187L204 186H199L200 184L205 183L206 181L209 180V178L207 179V177H201L199 178L197 181L192 182L190 179V175L189 173L186 171V164L179 160L178 158L174 157L171 159H168ZM252 160V159H250ZM264 160V159H263ZM262 160V161H263ZM65 159H64V163H65ZM142 161H146L143 160ZM257 162L259 161L258 159L256 160ZM261 161V162H262ZM51 162V160H50ZM148 162V161H146ZM249 162V161H248ZM264 163V162H263ZM60 164V163H59ZM69 164V163H68ZM145 164V163H143ZM142 164V165H143ZM147 164V163H146ZM0 165V166H1ZM225 165V164H224ZM59 166V165H58ZM57 166V167H58ZM254 166V165H253ZM68 167V166H67ZM66 167V168H67ZM70 167V166H69ZM68 167V168H69ZM83 167V166H82ZM93 167V166H92ZM225 167V166H224ZM255 167V166H254ZM257 167V166H256ZM255 167V168H256ZM73 168V167H72ZM70 168V169H72ZM87 168V167H86ZM98 168V167H95ZM250 167H248L249 169ZM1 169V168H0ZM65 169V168H64ZM63 169V170H64ZM80 169V168H78ZM116 169V168H115ZM258 169V167H257ZM261 169V168H260ZM62 170V169H60ZM82 170V169H81ZM114 170V169H113ZM253 170V169H252ZM251 170V171H252ZM256 170V169H255ZM264 170V168L262 169ZM51 171V170H50ZM57 171V170H56ZM83 173L88 172L85 169L82 170ZM111 171V170H110ZM249 171V170H248ZM67 172L69 173V171L67 170ZM73 172V171H72ZM112 172V171H111ZM218 172V171H217ZM222 172V171H221ZM246 172V171H245ZM254 172V170H253ZM252 172V173H253ZM74 173V172H73ZM83 173H79L80 176H78V181L82 180L83 178ZM109 173V172H108ZM119 173V172H118ZM117 173V174H118ZM247 173V172H246ZM257 173V172H256ZM263 173V172H262ZM70 175L72 173H69ZM241 174V173H240ZM238 174V176L240 175ZM259 174V173H258ZM230 175V174H229ZM257 176V174H255ZM8 177L7 174L5 172H0V182H1V186L2 184H7L8 190L6 191V195L9 193L10 195H12V199L14 200V192H13V185H11L9 177H8V181L4 180L2 181V177ZM110 176V175H109ZM227 176V174H226ZM244 176V175H242ZM247 176V175H245ZM250 176V175H249ZM252 176V175H251ZM250 176V177H251ZM218 177V176H217ZM249 177V178H250ZM261 177V175H259V178ZM65 178H67L65 176ZM72 178V177H71ZM248 178V176H247ZM248 178V179H249ZM253 178V176L251 177ZM23 179V178H22ZM21 179V180H22ZM61 179V178H60ZM63 179V178H62ZM75 179V178H74ZM240 179V178H239ZM257 179V178H255ZM261 179H263L261 177ZM186 181L187 183L183 182ZM210 180H214V179H210ZM217 180V179H216ZM236 180H238L236 178ZM245 180V177L244 179ZM247 180V179H246ZM24 181V182H25ZM77 181V182H78ZM86 181V180H85ZM219 181V180H218ZM264 181V179H263ZM30 182V183H28ZM73 182V181H72ZM115 182V181H114ZM117 182V181H116ZM177 182H181L177 183ZM118 183V182H117ZM240 183V182H237ZM242 183V182H241ZM247 183V182H246ZM264 183V182H263ZM262 183V186H264ZM24 184V183H23ZM73 185V184H71ZM76 185V184H74ZM146 186H148V184H145ZM248 185V184H247ZM0 186V193L4 191L3 187ZM117 186V185H116ZM233 186V185H232ZM235 186V185H234ZM243 186V185H241ZM246 186V184H245ZM239 187V186H238ZM80 188V187H79ZM89 188V187H88ZM122 189V187H121ZM219 189V188H218ZM114 190V189H113ZM120 190V189H119ZM127 190V189H126ZM93 191V190H92ZM91 191V192H92ZM137 191V190H136ZM234 191V190H232ZM247 191V190H246ZM43 192H47V195L45 198L39 199L40 198V194ZM110 192V191H109ZM249 192V191H248ZM87 193V192H86ZM146 193V192H145ZM71 194V193H70ZM75 194V192H74ZM93 194V192H92ZM128 194V193H127ZM186 193H184L183 195H185ZM214 194V195H213ZM225 194V193H224ZM229 194V193H228ZM242 195H245L246 192L242 191L241 192ZM251 194V193H250ZM100 195V194H99ZM149 195V194H148ZM231 195V194H230ZM111 196V195H110ZM130 196V195H129ZM254 196V195H253ZM96 197V196H94ZM108 197V196H107ZM218 197V196H216ZM252 197V196H251ZM73 198V194L71 195V197L69 198L70 200ZM110 199V198H109ZM78 200L80 201V203L83 200H86V208L92 212V216L95 220L96 223H100V224H106L108 223V220L106 217H104L103 213H106V206H105V201L106 200H102V201H95V199H91L89 198L84 192L83 193H79L78 194ZM111 200V199H110ZM113 200V199H112ZM118 200V199H117ZM237 200H244L241 197H239ZM53 201V202H54ZM246 201V199H245ZM264 201V200H263ZM11 201H9L10 203ZM213 202V201H212ZM211 202V203H212ZM233 205H235L237 202L232 200ZM232 202H229V207L233 208L234 206L232 205ZM218 203V202H217ZM39 202L36 201L35 203H33L31 205V213H28L27 217L28 220H35V218L40 214V210L39 206H38ZM52 204V203H51ZM206 204V203H205ZM264 204V202H263ZM12 205V204H11ZM57 205V204H56ZM203 205V203H198V206L201 207ZM15 206V205H14ZM20 206V205H19ZM50 206V205H49ZM48 206V207H49ZM55 206V205H54ZM58 206V205H57ZM56 206V208H57ZM166 206V205H165ZM16 207V206H15ZM46 207V206H45ZM59 207V206H58ZM112 207V206H111ZM244 207V206H243ZM12 208V207H11ZM10 208V206L7 203H4V205L0 204V217L5 216L6 218H9V222H8V226H14L13 224V220H12V215H13V211H11L12 209ZM18 208V206H17ZM108 208V207H107ZM119 208V207H118ZM122 208V207H121ZM227 208V207H226ZM241 204H240V209H241ZM48 209V208H47ZM66 209V208H65ZM98 209L99 213L96 212L95 210ZM116 209V208H115ZM261 209V208H260ZM28 210V209H27ZM56 210V209H54ZM110 210V209H109ZM214 210V209H213ZM236 210V209H235ZM19 211V210H18ZM53 211V210H52ZM50 210V212H52ZM59 211V210H58ZM212 211V210H211ZM29 212V211H28ZM42 212V211H41ZM49 212V211H48ZM47 212V214H48ZM209 212V211H208ZM43 213V212H42ZM79 213L83 214L84 211L79 208ZM200 213V210H199ZM211 213V212H210ZM17 214V211L16 213ZM14 214V215H15ZM36 214V216H35ZM52 214V213H51ZM216 214V213H215ZM226 214V213H223ZM228 214V213H227ZM19 215V214H18ZM41 215V214H40ZM50 215V213H49ZM99 215H102L101 218H99ZM21 216V215H20ZM23 216V215H22ZM26 216V215H25ZM240 216V215H239ZM248 216V215H247ZM17 217V216H16ZM39 217V216H38ZM48 217V215H47ZM116 217V216H115ZM238 217V216H237ZM4 218V217H3ZM20 219H22L24 217H19ZM42 218V217H41ZM242 220L237 221L236 226L237 228L240 227H248L251 226V223L255 224V225H261V223L263 222L262 220H259L257 217H252V218H247V217H242ZM1 220V219H0ZM4 220H8V219H4ZM41 220V219H40ZM3 221V220H2ZM18 221V220H17ZM37 221V220H36ZM1 222V221H0ZM6 222V221H5ZM43 222V220H42ZM88 222L87 216L84 217L83 223ZM236 222V219H235ZM33 223V222H32ZM1 224V223H0ZM3 224V223H2ZM41 224V223H40ZM264 224V223H263ZM29 225V224H28ZM64 223L60 222V228L58 229L57 233H61L63 232V230L65 229L64 227ZM141 225V223L136 224L135 226ZM254 225V226H255ZM258 225V226H259ZM2 226V225H1ZM5 227V226H4ZM28 227V226H27ZM261 227V226H260ZM37 228V227H36ZM2 229V228H1ZM7 229V228H6ZM28 229V228H27ZM39 229V228H38ZM45 229V228H44ZM251 229V228H250ZM42 229H39V231ZM122 227H120V232L116 233V232H112L114 235L112 236V238H117V239H122V238H129V242H135L138 243V239H139V233L140 231H135L136 228L131 229V230H126ZM249 230V229H248ZM253 231V228L251 229ZM2 231V230H1ZM0 231V248L1 249H6L8 252L12 253L13 255L11 257L16 256L17 258L18 255H21L22 257H27L29 256L32 252H34V240H31V245H19L17 243L12 242L9 239V236L5 235L4 232ZM4 231V230H3ZM241 231V230H240ZM245 231V230H243ZM247 231V230H246ZM245 231V233H247ZM251 231V232H252ZM9 232V231H8ZM37 232V231H36ZM52 232V231H51ZM50 232V233H51ZM142 232V231H141ZM237 232V233H236ZM256 232V231H255ZM11 233V232H10ZM32 233V232H31ZM42 233V232H41ZM48 233V232H47ZM49 233V235H50ZM96 234L99 233V230L96 229L95 231ZM146 233V232H145ZM239 231H235V233H233V235L231 237H227V238H223L222 240V244L220 243V247L218 248H213L212 251L207 252L208 251V246L209 244L205 243L202 248H192L190 249V251H194L195 253L192 255L194 256V258L196 259L197 264H264V231L258 232L255 237H252L254 242H249L250 238L249 235H245L242 236L241 234H238ZM250 233V232H248ZM247 233V234H248ZM251 234V233H250ZM253 234V233H252ZM12 235V234H11ZM145 236V234H144ZM248 236V237H247ZM14 237V235H13ZM19 237V236H18ZM73 237H70L69 239H71ZM109 238V237H107ZM106 238V239H107ZM110 239V238H109ZM148 239V238H147ZM26 240H30V238L26 239ZM146 240V237H145ZM227 240V241H226ZM73 242V241H72ZM68 240H65L61 245H62V250H59L57 252H55V255L53 257H48V258H44L41 259L37 262V264H60L62 262L65 261H70L72 259L71 264H137V262H135V251L134 247H129L126 246V248L122 247L120 244H117L115 247V242L110 243V245H108L106 242H102L100 244V248L101 250H90L87 245L84 244H76V240H74V243H72ZM141 242V241H140ZM178 242V241H177ZM176 243V242H175ZM184 243V242H183ZM182 243V244H183ZM209 243V242H208ZM142 244V243H141ZM219 245V242H218ZM222 245V246H221ZM215 246V245H214ZM195 247V246H194ZM42 249H47V250H52V247L49 246L48 244H44L41 245ZM137 248V247H136ZM21 253H18V252ZM94 251V257H92ZM160 253V252H159ZM137 254V253H136ZM163 254V253H162ZM165 254V253H164ZM138 255V254H137ZM154 255V254H153ZM152 255V257H153ZM166 256V255H165ZM10 257V258H11ZM30 257V256H29ZM32 257V256H31ZM140 257V256H139ZM72 258V259H71ZM148 258V257H147ZM8 259V258H7ZM240 259V260H238ZM26 260V259H25ZM143 260V259H142ZM147 260V259H146ZM154 260L156 261V259L154 258ZM33 261V260H32ZM138 261V259H137ZM141 261V260H140ZM35 262V261H33ZM145 262V260H144ZM25 264H28L29 262H24ZM155 263V262H154ZM157 263V261H156ZM13 264V263H12ZM140 264V262H139ZM145 264H153L151 262L146 263Z\"/></svg>","mask_w":264,"mask_h":264},{"label":"snow or ice","instance_id":"3","mask_svg":"<svg viewBox=\"0 0 264 264\" xmlns=\"http://www.w3.org/2000/svg\"><path fill=\"white\" fill-rule=\"evenodd\" d=\"M127 144H124V148L125 150H127ZM233 168H240V169H244V168H247V167H250V165H245V164H241V165H237V164H233L232 165ZM222 174V173H221ZM225 195H227V193H225ZM153 199H156L157 197L153 196L152 197Z\"/></svg>","mask_w":264,"mask_h":264}]
</instances>
